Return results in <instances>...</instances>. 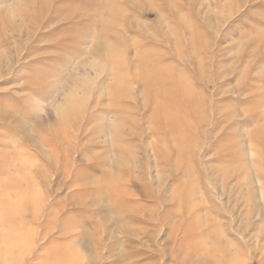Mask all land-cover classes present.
<instances>
[{
    "label": "rangeland",
    "instance_id": "obj_1",
    "mask_svg": "<svg viewBox=\"0 0 264 264\" xmlns=\"http://www.w3.org/2000/svg\"><path fill=\"white\" fill-rule=\"evenodd\" d=\"M0 264H264V0H0Z\"/></svg>",
    "mask_w": 264,
    "mask_h": 264
}]
</instances>
